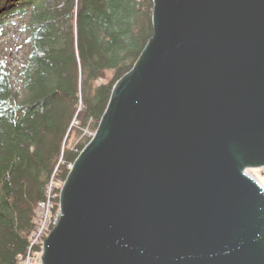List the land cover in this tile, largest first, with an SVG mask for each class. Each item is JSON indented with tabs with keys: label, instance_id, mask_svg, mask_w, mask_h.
<instances>
[{
	"label": "water",
	"instance_id": "water-1",
	"mask_svg": "<svg viewBox=\"0 0 264 264\" xmlns=\"http://www.w3.org/2000/svg\"><path fill=\"white\" fill-rule=\"evenodd\" d=\"M60 193L42 264H264V0H154Z\"/></svg>",
	"mask_w": 264,
	"mask_h": 264
},
{
	"label": "trees",
	"instance_id": "trees-1",
	"mask_svg": "<svg viewBox=\"0 0 264 264\" xmlns=\"http://www.w3.org/2000/svg\"><path fill=\"white\" fill-rule=\"evenodd\" d=\"M153 8L154 0H0V38L20 26L25 50L16 68L0 57V264L26 257L37 205L53 178L65 183L91 141L84 131L97 130L148 45ZM74 132L82 137L70 148Z\"/></svg>",
	"mask_w": 264,
	"mask_h": 264
},
{
	"label": "built area",
	"instance_id": "built-area-1",
	"mask_svg": "<svg viewBox=\"0 0 264 264\" xmlns=\"http://www.w3.org/2000/svg\"><path fill=\"white\" fill-rule=\"evenodd\" d=\"M95 132L91 129H87L85 131V137L93 138ZM71 167V166H70ZM63 183L60 181H56L53 178L52 182L49 184L45 191V200L39 202L35 210V220L34 223L36 225L35 231L31 238L30 247L28 253L25 258L19 257L18 261L20 264H42L41 255L39 259L37 258V250L41 248L43 250V244L49 233L58 225L61 219L60 206L59 211L56 214L52 213L53 207L55 206L56 200V190L61 189ZM37 249V250H36Z\"/></svg>",
	"mask_w": 264,
	"mask_h": 264
},
{
	"label": "rangeland",
	"instance_id": "rangeland-1",
	"mask_svg": "<svg viewBox=\"0 0 264 264\" xmlns=\"http://www.w3.org/2000/svg\"><path fill=\"white\" fill-rule=\"evenodd\" d=\"M19 27L20 26L13 27L10 33H8L4 38H0V57L2 58L4 54H9L12 68L18 67L20 63H22L24 59L23 57L25 56V50L21 45L24 34ZM73 126L77 129L79 127L78 122L75 121ZM87 129H91L93 132H96L93 126L86 128V130ZM80 137H82V135H78L77 132H74L68 142V147L73 148L79 141ZM247 174L255 178L259 181V183H261V185L264 186V168L247 170Z\"/></svg>",
	"mask_w": 264,
	"mask_h": 264
},
{
	"label": "clouds",
	"instance_id": "clouds-1",
	"mask_svg": "<svg viewBox=\"0 0 264 264\" xmlns=\"http://www.w3.org/2000/svg\"><path fill=\"white\" fill-rule=\"evenodd\" d=\"M95 133H96V132H95ZM94 136H95V135H94ZM91 139H92V138H91ZM72 166H73V165H72ZM72 166H71V167H72ZM71 167H70V169H71ZM63 185H64V184H63ZM62 187H63V186H62ZM61 189H62V188H61Z\"/></svg>",
	"mask_w": 264,
	"mask_h": 264
}]
</instances>
